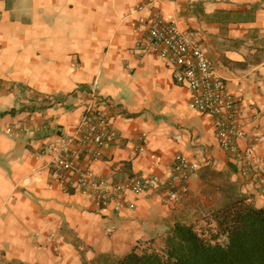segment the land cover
<instances>
[{
    "label": "crops",
    "instance_id": "1",
    "mask_svg": "<svg viewBox=\"0 0 264 264\" xmlns=\"http://www.w3.org/2000/svg\"><path fill=\"white\" fill-rule=\"evenodd\" d=\"M155 10L202 45L243 108L237 144L261 137L254 155L264 165V0H0V264H115L164 242L177 222L217 227L218 211L243 197L264 206L260 179L220 148L189 90L137 48ZM94 92L114 136L97 160L79 163L113 183L140 175L163 184L181 154L196 166L185 191L164 201L126 190L99 204L52 181L48 158L34 154L75 134ZM20 125L25 133H8Z\"/></svg>",
    "mask_w": 264,
    "mask_h": 264
},
{
    "label": "built area",
    "instance_id": "2",
    "mask_svg": "<svg viewBox=\"0 0 264 264\" xmlns=\"http://www.w3.org/2000/svg\"><path fill=\"white\" fill-rule=\"evenodd\" d=\"M143 7H139V10ZM139 27L142 35L137 41V48L144 53L156 54L172 69L176 83L189 90L191 108L213 120L220 148L230 160L240 164L244 172L258 177L263 188L264 165L254 155L255 145L261 137L253 135L245 148L237 144V140L245 135L240 124L243 108L240 100L228 90L226 80L210 63L202 45L173 21L164 19L157 10L142 19ZM98 102H101V98L97 93H92L77 122L75 134H59L56 140L46 142L35 152L36 158H48L44 166L49 169L52 181L59 183L64 190L72 187L82 191L99 204L111 201L126 190L134 194L159 191L164 201H172L179 191H185L196 166L181 154L175 156L174 165L163 184L155 178L140 175L113 183L79 163L84 156L97 160L101 149L114 136L110 119L96 108ZM51 124L47 120L45 125L50 128ZM26 127L12 126L7 131L11 135L22 134L27 131ZM41 130L37 126L33 132Z\"/></svg>",
    "mask_w": 264,
    "mask_h": 264
},
{
    "label": "trees",
    "instance_id": "3",
    "mask_svg": "<svg viewBox=\"0 0 264 264\" xmlns=\"http://www.w3.org/2000/svg\"><path fill=\"white\" fill-rule=\"evenodd\" d=\"M218 226L177 222L161 244H140L115 264H264V206L246 197L221 208Z\"/></svg>",
    "mask_w": 264,
    "mask_h": 264
}]
</instances>
